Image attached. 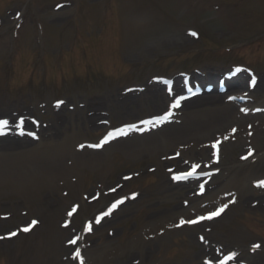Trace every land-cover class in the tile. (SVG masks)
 <instances>
[{
	"label": "rangeland",
	"instance_id": "rangeland-1",
	"mask_svg": "<svg viewBox=\"0 0 264 264\" xmlns=\"http://www.w3.org/2000/svg\"><path fill=\"white\" fill-rule=\"evenodd\" d=\"M83 2L0 0V264H264V0Z\"/></svg>",
	"mask_w": 264,
	"mask_h": 264
},
{
	"label": "snow or ice",
	"instance_id": "snow-or-ice-1",
	"mask_svg": "<svg viewBox=\"0 0 264 264\" xmlns=\"http://www.w3.org/2000/svg\"><path fill=\"white\" fill-rule=\"evenodd\" d=\"M191 35L196 36L197 34L193 32V33H191ZM60 103H63V101L58 102L57 106H59ZM176 106H178V104H177ZM22 123H23V121H21V124H22ZM7 125H8V121H7V120H0V127H5V126H7ZM0 134H3V133H0ZM29 134L31 135V133H29ZM109 135L111 136V134H109ZM107 142H108V140H105L103 143H107ZM101 146H102V144H101V145H95V147H101ZM213 147H215V145H213ZM194 174H195V168H193V171H192V172L185 173V174H183V175H181V176H177V177H174V178H175V179H187V177H188L189 175H194ZM259 186H264V181H260V182H259ZM121 203H123V200L116 201V202L111 206V208L109 209V211L103 213L102 215H105V216H106V215H110L111 211H112L113 209H115V208H116L119 204H121ZM226 207H227V205H225L223 208L219 209V211L211 213L207 218H208V219H211L212 217L219 215L220 212H222V211L224 210V208H226ZM74 211H75V209H74ZM69 215H72V213H69ZM204 218H205V217H201L200 219H204ZM96 222L99 223V222H100V219L98 218ZM196 222H197V221H193V220H189V221H187V223H190V224H191V223H196ZM32 223H33V225H34V224L37 223V222H36V221H33ZM181 223H185V222L182 221ZM88 229H89V231L91 230V225H90V224L88 225ZM23 230H24V231H28L29 228H24ZM12 235H15V233H12ZM70 243L75 244L76 241H75V240H72V241H70ZM254 247H259V245H255ZM235 255H236L235 253H231V254H229L227 257L224 258V260L219 261V264H227V261L233 260V259L235 258ZM75 258H80V253H79V251H77V252L75 253ZM80 264H83V260H82V259L80 260ZM209 264H210V262H209Z\"/></svg>",
	"mask_w": 264,
	"mask_h": 264
},
{
	"label": "bare ground",
	"instance_id": "bare-ground-1",
	"mask_svg": "<svg viewBox=\"0 0 264 264\" xmlns=\"http://www.w3.org/2000/svg\"><path fill=\"white\" fill-rule=\"evenodd\" d=\"M196 99H198V98H196ZM199 102H200V100L197 103H199ZM199 104H203V102H200Z\"/></svg>",
	"mask_w": 264,
	"mask_h": 264
}]
</instances>
